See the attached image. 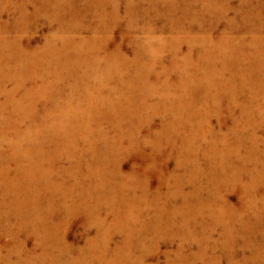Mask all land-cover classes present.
Segmentation results:
<instances>
[{"label":"bare ground","instance_id":"obj_1","mask_svg":"<svg viewBox=\"0 0 264 264\" xmlns=\"http://www.w3.org/2000/svg\"><path fill=\"white\" fill-rule=\"evenodd\" d=\"M148 2L0 0V234L12 240L5 264H160L158 244L175 240L162 264H264V137L254 130L264 119V0L234 9L232 0ZM158 17L167 25L155 27ZM40 19L51 31L35 46L28 32ZM219 20H228L227 32L214 35ZM244 21L250 40L238 28ZM224 99L231 124L220 133ZM148 144L173 153L175 167L163 172ZM130 154L146 163L123 172ZM244 172L241 191L261 196L250 193L238 211L221 192ZM80 217L95 229L83 245L64 233Z\"/></svg>","mask_w":264,"mask_h":264},{"label":"rangeland","instance_id":"obj_2","mask_svg":"<svg viewBox=\"0 0 264 264\" xmlns=\"http://www.w3.org/2000/svg\"><path fill=\"white\" fill-rule=\"evenodd\" d=\"M149 0H142V4L139 6V0H135V6L136 7H141V6H147V3L149 4V2H148ZM156 1V0H155ZM179 1V0H178ZM238 1L239 0H232V8L234 9V8H237V4H238ZM83 3V2H82ZM89 6L91 7V8H94L93 6H92V4H91V2H89ZM122 10H123V5H121V8H120V14L121 15H124L123 13H122ZM262 14H261V16H262V18H264V10H262V12H261ZM90 14H93V12L92 11H90ZM230 16H232V14H230ZM260 16V17H261ZM1 19H3V20H11V15H9V14H6V13H3V15H2V18ZM165 18H162V17H158L157 19H154L153 20V25L155 26V27H161L162 25H164V23H165V25H167V21H165L164 20ZM255 19H252L251 21V24H255V23H257V20H255ZM228 21V20H227ZM227 21L226 20H219V23H218V25H217V28H216V30L213 32V34L214 35H217V34H219L221 31H224L225 30V32H227V28H226V24H227ZM11 23V22H10ZM224 24V25H223ZM239 24H240V22H239ZM250 24V22L249 21H247V22H242V24L241 25H238V28H240V29H244L245 31H246V33H244V32H241L242 33V35H246L245 36V38L247 39V40H250L251 39V36H252V34H253V32H252V25ZM37 28H34V29H32L31 31H29L28 32V36L29 35H31L30 37H31V40H32V42H33V45H35V46H40V45H42L43 44V42H44V37L51 31V28H50V25L46 22V21H44L43 19H40L39 20V24H37ZM49 26V27H48ZM31 27H33V25L31 26ZM219 27H221V28H219ZM223 27V28H222ZM237 27V26H236ZM117 29H118V31H117ZM117 29L116 28H114L113 29V37H112V41H119V39H120V35L118 34L119 33V28L117 27ZM247 29L250 31V33H251V35L250 34H248L247 33ZM50 30V31H49ZM159 33V32H158ZM240 33V34H241ZM226 34V33H225ZM112 41H110L109 42V47H113V43H112ZM112 43V44H111ZM124 45V44H123ZM263 47H264V45H262ZM261 46V47H262ZM126 50H127V48H126ZM168 59V58H167ZM228 98V97H227ZM240 100V99H239ZM241 101V100H240ZM226 102H227V100H222V104L220 105V110H221V108H223L222 109V114H221V117L223 118V120H224V125L222 126L223 128L221 129V131H218V132H222L223 133V131H228L227 129H229V125L231 124V121L229 120L230 119V117L228 118V114L226 113ZM207 110H209L210 111V114H211V118H210V120H211V122L214 124V127L216 126V125H218L217 124V120H216V117H215V115H213V113H214V109L209 105V104H207V105H205L204 106ZM239 113V109H235V111L233 110V112H232V114L230 115V116H235V115H237ZM215 114V113H214ZM227 114V115H226ZM224 115V116H223ZM226 116V117H225ZM155 120H153V122H152V127L153 128H160V126H159V123H160V119H158L157 117H155L154 118ZM226 119V120H225ZM157 121V122H156ZM264 119L263 120H261V123L260 124H262L261 126L262 127H256L254 130H255V132L258 134V135H261L262 137H264L263 135H264ZM156 122V123H155ZM227 122V123H226ZM154 125V126H153ZM156 125V126H155ZM226 125V126H225ZM228 126V127H227ZM225 127V128H224ZM226 127H227V129H226ZM263 128V129H262ZM260 129V130H259ZM214 131H216V130H214ZM261 131V132H260ZM258 132H260V133H258ZM219 133V134H220ZM245 133L246 134H248L247 133V130L245 131ZM262 133V134H261ZM142 134V135H141ZM147 134H146V132L144 131L143 133H140V136L141 137H139L140 139H143L142 137H145ZM211 143V140L209 139V138H207V140L206 141H204V142H202L201 143V148L203 149V150H205L206 149V147L209 145ZM150 148V149H149ZM145 150V153L146 154H148L149 152H151V153H154V154H156V157H157V166L159 165V164H161L162 166L161 167H163V168H165V170H163V172H165V171H168V170H171L173 167H175L174 165H175V160L173 159V158H171V156L172 157H174V154L173 153H171L170 155L171 156H168L166 153L168 152V149H165V150H161V151H153L152 150V147H151V145L150 144H148L147 146H146V148L144 149ZM245 150V151H244ZM163 151V152H162ZM165 151V152H164ZM240 153H242V154H246L247 153V147H244V148H241L240 149ZM163 154V155H162ZM159 155V156H158ZM161 156V157H160ZM165 157H168V159H166ZM124 158V159H123ZM163 158V159H162ZM140 160V161H139ZM162 160H164V161H162ZM136 161V162H135ZM138 161H139V163H138ZM248 161V162H247ZM141 162H143V163H146V159H144L143 160V158H140V157H137V155H135V154H130V155H127V156H123L122 157V160H121V162H120V168H121V171H123V172H125L127 169L129 170L132 166H134L135 165V167H137V168H139V166H140V168L142 169V167H143V164L141 163ZM132 163V164H131ZM200 163H202V161H200ZM248 163V164H247ZM246 164V165H245ZM131 165V166H130ZM139 165V166H138ZM142 165V166H141ZM160 166V165H159ZM158 166V167H159ZM243 166L245 167L244 169H245V171L247 170V171H250L249 169L252 167V164H251V162H250V160H246L244 163H243ZM247 166V167H246ZM249 166H251V167H249ZM130 167V168H129ZM248 168V169H247ZM123 169V170H122ZM162 171V170H161ZM182 172V171H181ZM179 173H180V171H179ZM248 173V172H247ZM154 175V174H153ZM155 175H154V177L152 176V178H150L149 179V182H148V187H149V189L150 190H152L153 192L155 191V186H156V184H157V182H155V181H157L156 179H155ZM250 180V178H249V175H247V174H245V172H244V174L242 175V177H241V182H239L234 188H230V187H228V188H223V190H222V194H224V196H226L225 198H226V200L228 201V202H230V203H233V204H235V207H237V209L239 208V207H241L242 205H241V202H247V201H245L246 200V198H248V197H250V193H252V194H254L255 196H256V194H257V198H260V196H261V193H258L256 190L254 191V190H251V191H248V193H246V192H244V191H241V184L243 185V182H248ZM201 181L202 182H204V179H201ZM261 183H263V186H264V181L263 182H261ZM151 185V186H150ZM154 186V187H153ZM187 186V187H186ZM239 186V187H238ZM153 188V189H152ZM238 188V189H237ZM258 188V187H257ZM184 189L185 190H189V184L187 183V181H186V184H184ZM228 189V190H227ZM230 189V190H229ZM235 189V190H234ZM223 191H226V192H223ZM234 191V192H233ZM228 192H230L229 194H228ZM238 193V194H237ZM263 193V192H262ZM242 194V195H241ZM246 194V195H245ZM259 195V196H258ZM237 196V197H236ZM243 196V197H242ZM239 197V198H238ZM245 197V198H244ZM241 198V199H240ZM232 202H231V201ZM241 201V202H240ZM248 203V202H247ZM249 204V203H248ZM249 210V212H251V210L250 209H248ZM238 211H239V209H238ZM250 215H248V216H246L244 213H243V217H244V219H246L247 217H249ZM80 219V220H79ZM82 220V221H81ZM83 223V224H82ZM80 224V225H79ZM85 230V231H84ZM93 230V231H92ZM219 232H220V230L219 229H217V231H215V234H214V238L215 239H221V236H219ZM65 234H66V240L68 241V242H73V243H76V244H79V245H83V244H86V242L85 241H90L92 238H90V237H92V236H94L95 235V229L92 227V226H88V227H85L84 226V220H83V217H80V218H76V219H74L73 221H72V223H70V226L68 225V226H66V230H65V232H64ZM82 234H84V235H82ZM2 235V233L0 234V264H5L4 263V259H5V257H6V255H10V253L7 251V246L8 245H10V243H12V240H11V237H9V235L8 234H6V232H4L3 233V235ZM8 235V236H7ZM88 235V236H87ZM92 235V236H91ZM82 236V237H81ZM7 237V238H6ZM114 237V238H113ZM217 237V238H216ZM86 238V239H85ZM117 238V239H116ZM114 239V240H113ZM116 239V240H115ZM32 240V241H31ZM121 241V238L119 237V235L117 234L116 236L114 235V236H112V238H111V240H110V243L109 244H111V246L113 245V246H115L117 243H119ZM34 242V238H30V239H28V241L26 242L27 244H25V246H26V248L27 247H30L31 245H32V243ZM31 243V244H30ZM177 243H178V240H175V242L174 243H172L171 245H169L168 246V244L167 243H164V242H161L160 244H158V248L156 249V251L158 250V252H157V255H156V257H158V259H159V261H160V264H162V262L165 260L164 259V253L168 250V251H170V250H172V249H174L175 248V245H177ZM240 245H241V242H236V244H235V250H239L240 249ZM168 246V247H167ZM166 249V250H165ZM162 250V251H161ZM164 250V251H163ZM160 251V252H159ZM240 251V250H239ZM164 252V253H163ZM159 253H160V255H159ZM163 253V254H162ZM239 254H240V252H239ZM16 255H17V253L16 254H14V253H11V257L13 258V259H15L16 258ZM162 256V257H161ZM220 264H227V262H225V260L223 259L221 262H220Z\"/></svg>","mask_w":264,"mask_h":264}]
</instances>
